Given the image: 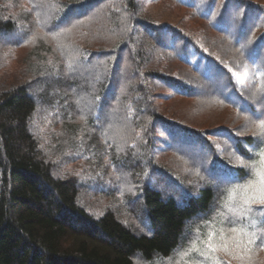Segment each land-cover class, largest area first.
<instances>
[{"label": "trees", "instance_id": "1", "mask_svg": "<svg viewBox=\"0 0 264 264\" xmlns=\"http://www.w3.org/2000/svg\"><path fill=\"white\" fill-rule=\"evenodd\" d=\"M254 66L264 0H0V264H185L195 228L219 240L205 221L253 178L236 157L264 148Z\"/></svg>", "mask_w": 264, "mask_h": 264}, {"label": "snow or ice", "instance_id": "2", "mask_svg": "<svg viewBox=\"0 0 264 264\" xmlns=\"http://www.w3.org/2000/svg\"><path fill=\"white\" fill-rule=\"evenodd\" d=\"M52 35L56 36L57 33H52ZM25 43L28 41L26 40ZM252 70L257 76H264V68L254 66ZM261 91L264 93V89ZM253 115H264V111ZM251 118V116H246L245 121L248 122ZM255 124L257 131L253 133V136L264 140V119H257ZM254 154L258 157L257 161L247 162L242 157H236V166L251 170L253 178L242 184L236 183L226 187L212 217L205 221V224H214L219 218L221 235L225 230L232 234L228 237L231 245L227 243L222 245L223 251L230 257L238 258L242 264H246L254 246L259 243L260 247H264V148ZM200 179L203 181L204 177L201 176ZM256 211L260 212L259 217L253 216ZM201 235L203 233L200 232V228H195L193 230L194 239L189 241L184 249L174 250V256L183 258L185 264H204V261L211 259L205 252L200 251L197 237ZM212 235L214 233H209L208 242L204 243V247L214 253L216 248L210 242ZM192 253H197V256L194 260H189ZM215 264H221L219 257L216 258Z\"/></svg>", "mask_w": 264, "mask_h": 264}, {"label": "rangeland", "instance_id": "3", "mask_svg": "<svg viewBox=\"0 0 264 264\" xmlns=\"http://www.w3.org/2000/svg\"><path fill=\"white\" fill-rule=\"evenodd\" d=\"M148 8H150V9H148V12L152 13L153 15H156V16H162V15L165 16L166 13H167L166 10L164 9V2L163 3H161V2H159V3H149L148 4ZM15 67H16V63L15 64L12 63L11 66L9 67V70L11 71L12 68H15ZM3 72L4 71H2L0 73H3ZM81 74H84L83 78L84 77L87 78L88 76H90V74L87 73L86 71H84ZM37 100H39V99L37 98ZM196 162H198V160H196ZM66 168H68V170H71V169L74 168V165L69 164ZM204 233H205V236H206L205 239L200 238V236L197 237L198 246H199L201 252H205L206 254L208 253L210 255V257H213L215 259L217 257H219V259H221V257L228 256L224 251L221 250V249H223L221 247L225 243L231 242L228 239V237H230L232 235L230 232H226L224 234V236L220 237V239L217 240V241H213V239H212L213 235H212L210 242L216 248V252H214V253L208 251V249H206L204 247V243L208 242L209 233H213V232H212V230L207 229V230L204 231ZM241 264H242V262H241ZM246 264H264V247H259V248H254L253 247V250L251 252V256L247 259Z\"/></svg>", "mask_w": 264, "mask_h": 264}]
</instances>
